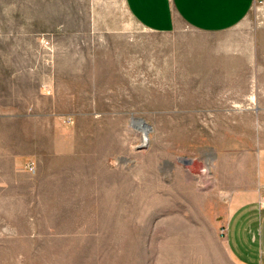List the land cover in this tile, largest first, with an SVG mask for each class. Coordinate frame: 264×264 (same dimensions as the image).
<instances>
[{
    "label": "rangeland",
    "instance_id": "374dc122",
    "mask_svg": "<svg viewBox=\"0 0 264 264\" xmlns=\"http://www.w3.org/2000/svg\"><path fill=\"white\" fill-rule=\"evenodd\" d=\"M251 201L261 217L264 0L168 33L125 0H0V264H238Z\"/></svg>",
    "mask_w": 264,
    "mask_h": 264
},
{
    "label": "crops",
    "instance_id": "0c3cea01",
    "mask_svg": "<svg viewBox=\"0 0 264 264\" xmlns=\"http://www.w3.org/2000/svg\"><path fill=\"white\" fill-rule=\"evenodd\" d=\"M255 2L256 0H125V5L132 17L152 32H173L184 24L203 32H221L240 24ZM234 220L239 230L235 237L236 250L231 247L235 261L238 264H264V214L260 217L251 201L234 209L230 221ZM256 230H259L260 237L257 247H261L258 263L248 260L250 244L257 242L254 238Z\"/></svg>",
    "mask_w": 264,
    "mask_h": 264
},
{
    "label": "water",
    "instance_id": "95a60500",
    "mask_svg": "<svg viewBox=\"0 0 264 264\" xmlns=\"http://www.w3.org/2000/svg\"><path fill=\"white\" fill-rule=\"evenodd\" d=\"M140 124L145 126L146 129H150L149 125L144 120H139Z\"/></svg>",
    "mask_w": 264,
    "mask_h": 264
},
{
    "label": "bare ground",
    "instance_id": "6f19581e",
    "mask_svg": "<svg viewBox=\"0 0 264 264\" xmlns=\"http://www.w3.org/2000/svg\"><path fill=\"white\" fill-rule=\"evenodd\" d=\"M147 139H145V141H146Z\"/></svg>",
    "mask_w": 264,
    "mask_h": 264
}]
</instances>
